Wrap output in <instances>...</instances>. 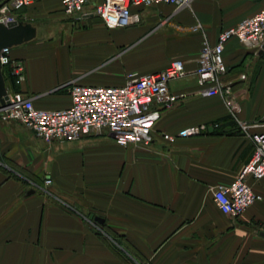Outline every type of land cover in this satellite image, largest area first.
<instances>
[{"label": "crops", "instance_id": "obj_1", "mask_svg": "<svg viewBox=\"0 0 264 264\" xmlns=\"http://www.w3.org/2000/svg\"><path fill=\"white\" fill-rule=\"evenodd\" d=\"M100 1L89 0L81 18L64 16L60 0L12 12L35 36L10 49L24 63L25 81L16 87L3 68L7 90L37 109L62 110L71 106L72 81L122 87L130 74L183 60L189 75L169 90L186 97L162 115L146 147H119L107 133L49 147L20 124L0 121V264H264V180L250 181L261 199L236 220L211 200V189L232 182L248 162L252 145L235 132L162 138L214 121L232 131L222 101L195 94L196 57L203 34L215 44L264 0H193L191 11L132 7L139 21L114 29L91 14ZM197 23L201 31L192 30ZM223 57L238 118L264 133L263 46L254 53L231 39Z\"/></svg>", "mask_w": 264, "mask_h": 264}, {"label": "built area", "instance_id": "obj_2", "mask_svg": "<svg viewBox=\"0 0 264 264\" xmlns=\"http://www.w3.org/2000/svg\"><path fill=\"white\" fill-rule=\"evenodd\" d=\"M37 0H8L0 5V21H16L14 11L32 5ZM89 0H60L61 12L66 17L81 18ZM193 0H101L91 14L98 17L109 29L127 28L139 21L132 7H149L158 4L172 5L175 10H192ZM196 24L192 30L201 31ZM236 39L247 50L257 53L264 45V9L251 17L242 19L235 26L222 31L215 44L211 45L205 34L196 57L197 67L193 72L201 97H218L234 123L232 131L221 128L219 121L204 123L183 129L175 135L163 134L162 138L173 142L176 138L207 135L214 132L239 133L252 145V153L236 178L227 185L211 189L215 207L232 220L240 218L261 197L256 194L250 181L264 180V133L254 132L257 122L240 120L237 116L236 98L231 81L225 79L227 67L223 52L226 43ZM0 64L6 68L19 87L25 81L23 61L13 58L10 49L0 54ZM183 60H174L162 71L154 74H130L122 87L82 86L72 81L68 85L71 106L62 110H41L33 106L31 99L21 91H8L0 106V121L16 122L31 131L47 146L54 143L72 142L90 135L107 133L119 147L149 146L153 129L162 115L172 109L184 93L174 94L169 83L188 77ZM243 78V76H241ZM45 185L51 181L46 179Z\"/></svg>", "mask_w": 264, "mask_h": 264}, {"label": "water", "instance_id": "obj_3", "mask_svg": "<svg viewBox=\"0 0 264 264\" xmlns=\"http://www.w3.org/2000/svg\"><path fill=\"white\" fill-rule=\"evenodd\" d=\"M34 36L35 30L28 23L18 21L3 23L0 21V54L4 49H11L31 41ZM2 71L3 68L0 64V106L4 104L7 94L6 83ZM94 220L96 222H102V220L98 218H95Z\"/></svg>", "mask_w": 264, "mask_h": 264}, {"label": "trees", "instance_id": "obj_4", "mask_svg": "<svg viewBox=\"0 0 264 264\" xmlns=\"http://www.w3.org/2000/svg\"><path fill=\"white\" fill-rule=\"evenodd\" d=\"M6 79H7V80H8V79H9V80H11V81H12V83H13V80L11 79V77H10V76H7V77H6Z\"/></svg>", "mask_w": 264, "mask_h": 264}]
</instances>
